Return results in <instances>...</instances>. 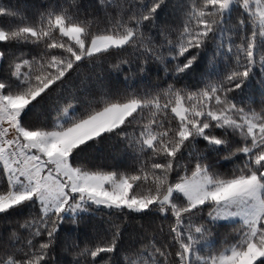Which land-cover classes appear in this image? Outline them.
I'll use <instances>...</instances> for the list:
<instances>
[{
    "label": "snow or ice",
    "instance_id": "1",
    "mask_svg": "<svg viewBox=\"0 0 264 264\" xmlns=\"http://www.w3.org/2000/svg\"><path fill=\"white\" fill-rule=\"evenodd\" d=\"M0 264H264V0H0Z\"/></svg>",
    "mask_w": 264,
    "mask_h": 264
},
{
    "label": "trees",
    "instance_id": "2",
    "mask_svg": "<svg viewBox=\"0 0 264 264\" xmlns=\"http://www.w3.org/2000/svg\"><path fill=\"white\" fill-rule=\"evenodd\" d=\"M13 2H15V0H13ZM22 2H26V3H28V4H31V3H32V0H22ZM153 79H155V78H153ZM41 118H42V117H41V115H40L39 113H37V114L34 115V119H35L36 121H39ZM107 151H108V147H107V145H106V144H102V145L99 146V148H97V149H95V150L93 151V155H94V156H96V155H104V154L107 153ZM135 227H136V224H135V223H133V224H131V225H128V226H127V231L130 232V231H132ZM228 230H230L228 227H226L225 229H223V231H228Z\"/></svg>",
    "mask_w": 264,
    "mask_h": 264
}]
</instances>
